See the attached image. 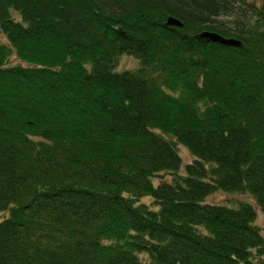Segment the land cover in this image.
I'll list each match as a JSON object with an SVG mask.
<instances>
[{"label":"trees","instance_id":"1","mask_svg":"<svg viewBox=\"0 0 264 264\" xmlns=\"http://www.w3.org/2000/svg\"><path fill=\"white\" fill-rule=\"evenodd\" d=\"M0 34V264H264L205 201L264 214V0H0Z\"/></svg>","mask_w":264,"mask_h":264},{"label":"rangeland","instance_id":"2","mask_svg":"<svg viewBox=\"0 0 264 264\" xmlns=\"http://www.w3.org/2000/svg\"><path fill=\"white\" fill-rule=\"evenodd\" d=\"M0 41H4L2 35L0 34ZM17 60L14 56H11L9 59L10 63H14ZM136 66V60L133 59L131 56L128 55H121L118 59L117 66L115 67L116 71H119L121 69H131ZM177 150L179 153V156L181 157L182 163L189 162L191 160V156L188 154L187 150L182 147L181 145H177ZM162 179H169L168 174H161V177H155L154 183H156L158 180ZM246 200L250 202L255 210V218H254V224L259 228L262 237L264 238V214L258 210L256 205L254 204V201L251 197L244 195V194H232L228 192H223L220 190H216L209 194L208 197L205 198V201L209 203H219L227 206H235L237 201ZM143 201L148 202L147 198H143ZM5 215V212L0 211V218Z\"/></svg>","mask_w":264,"mask_h":264},{"label":"water","instance_id":"3","mask_svg":"<svg viewBox=\"0 0 264 264\" xmlns=\"http://www.w3.org/2000/svg\"><path fill=\"white\" fill-rule=\"evenodd\" d=\"M166 23L169 25H174V26H180L181 24L177 19L173 18L172 16H168L166 18ZM202 35L206 36L212 41H219V43L221 44H226V45H237L238 44L237 40H234L232 38H221L219 35L215 33L203 32Z\"/></svg>","mask_w":264,"mask_h":264}]
</instances>
